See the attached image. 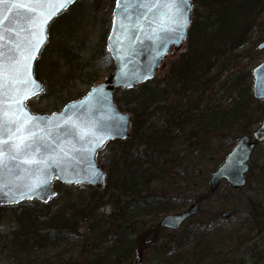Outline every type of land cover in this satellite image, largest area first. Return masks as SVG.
Segmentation results:
<instances>
[{
    "label": "rangeland",
    "instance_id": "1",
    "mask_svg": "<svg viewBox=\"0 0 264 264\" xmlns=\"http://www.w3.org/2000/svg\"><path fill=\"white\" fill-rule=\"evenodd\" d=\"M196 1L192 0V19H196L197 15H200V19H204L213 13L214 8L208 11L205 5L200 6ZM240 1H234L230 6H221L217 12L218 17L228 28H233L236 26L234 24L238 23L237 32L247 26V21L252 25H248L250 29L247 31L245 42L239 48L225 54L228 59L225 60L224 68L220 71H210L202 79L205 82L196 88L187 89L186 83L179 84L177 75L171 69H174L177 62L174 58L179 59L181 54L187 51L188 45L195 40L196 33L189 31L190 35L180 52L165 56L159 72L149 80L147 89H150L154 97L149 102L147 114L144 115L145 126L137 131L133 130L132 126L126 139L109 141L96 156L106 173H110L108 180L115 182L118 177L112 162L119 161L118 167L123 160L120 159V155L126 149H129L128 154L132 157L145 158L149 152L146 153L145 144L139 142L141 134L143 131L161 130L164 127L165 116L160 110L152 112L154 106L174 104L176 106L173 109L181 115L186 114L182 111L189 109L194 117L190 121H185L182 129L177 126L170 128L173 146L168 147L163 155L152 153L151 161L145 162L140 171H137V175L143 172L148 178L139 176L137 178L139 197L148 195L164 203L167 201L168 210L150 214H136V210L133 212L128 210L126 216L116 214L119 217L114 218L113 211L117 208L115 199L119 201V205H122L131 197L109 186L107 190H103L101 198L103 204L94 209V214L82 211L83 216L79 219L76 233L78 238L60 239V242L57 241L54 245L39 247L29 261L23 258L24 261L20 264H230V260L241 264L243 259L252 256L259 248L260 251L264 250V143L258 144L253 150L249 159V169L245 173L244 187L234 189L225 181H221L218 189L211 192L209 186L210 174L220 164L224 153L236 143L238 137L251 134L256 128L262 117L264 100L251 97L248 105L246 104L245 114L237 119L236 124H227L204 132L194 126L198 114L209 108L213 109L219 100L228 103L225 98L226 91L233 88L235 82L228 84L227 78L240 81L241 74L243 77L248 74L250 76L247 75L250 78L248 83L251 84V70L255 64L264 59V49H258L256 46L261 38H264V34L262 37L260 35L259 23L264 21V0L259 11L247 15H244L243 10L236 14L231 7ZM74 4L66 20H62L57 24L58 26L52 22L53 20L50 22L49 40L41 54L35 74L43 80L44 89L41 94L27 102V108L32 113L44 115L61 110L67 101L84 94L91 83L106 77L114 67L109 53L104 52L106 49L103 39L111 23L114 0H80ZM226 43L227 40L224 44ZM217 45L215 47H222L223 42H217ZM64 50L67 52L66 56L63 54ZM53 65H56L55 73L49 69ZM49 70L53 76L50 82L46 78ZM223 82L227 83V88H220ZM136 94H139L137 89L128 92L119 89L115 95V100L119 98L117 105L120 109L128 111L124 101H128L127 104L130 106L137 105L141 96L137 98ZM147 126L150 129H147ZM130 142L132 145L128 147ZM169 151L173 156H178L176 161L163 162L165 155L169 156ZM155 160L159 161L155 164ZM54 187L59 190L58 196H62L66 203H73L79 207L86 204L89 195L95 192L92 191L91 185L83 183L67 187L58 182ZM112 192H118V195L113 196L114 201ZM168 200L176 204L170 206ZM58 202L59 200H50L49 208L54 211L59 205ZM253 202H255L256 215L251 212ZM191 204L197 205V213L182 223L177 230L165 229L160 225L161 219L166 214L184 211ZM12 210L6 209L3 214L4 220L8 223L13 219ZM221 212H229V216L221 217ZM198 226L200 230L195 229ZM186 228L190 230L192 236L181 242L180 234ZM137 229H147L151 231L152 236L147 235L139 240L140 243L135 242L128 255L121 254L127 245L125 237L130 232L133 236L136 235ZM226 229H232L228 241L214 244V251L210 256L194 258L190 252L185 255L198 237L207 239L206 237L209 236L210 239L213 236L212 232H225L223 230ZM220 250L222 254L217 257L220 260L213 258ZM177 253L179 259L170 258ZM0 264L17 263L0 254ZM245 264L249 262L245 261Z\"/></svg>",
    "mask_w": 264,
    "mask_h": 264
},
{
    "label": "trees",
    "instance_id": "2",
    "mask_svg": "<svg viewBox=\"0 0 264 264\" xmlns=\"http://www.w3.org/2000/svg\"><path fill=\"white\" fill-rule=\"evenodd\" d=\"M196 0H193L195 2ZM237 0H197V4L200 6L205 5L208 11L212 10V16L204 17V19H200V15L196 19H192L190 24L189 31H194L195 40L188 45L187 51H184L180 58H174L177 60L175 63L174 69H171L177 75V81L179 84H184L185 88L192 89L202 85L205 81L202 80L210 71L216 70L220 71L225 66V60H227V55L229 51H233L235 48H239L247 38V31L250 29L251 23L249 21L246 22V25L243 30L237 32L239 27L238 23L233 28H228L224 25V21L220 19L217 15V12L221 6L228 5L234 3ZM245 1V2H244ZM241 0L237 5L231 6L234 12L240 13L242 10L247 13L257 12L260 7H262L263 0ZM75 4L71 5L69 9L62 12L58 17H56L52 22L61 23L62 20H66L68 16H70L73 7ZM76 8V7H75ZM213 17V18H212ZM215 21H214V20ZM261 26V37L264 34L263 31V21L259 22ZM58 26V25H57ZM55 26V27H57ZM252 26V25H251ZM190 33H188V36ZM187 36V37H188ZM104 42H105V38ZM227 40V43L225 41ZM217 42L222 43V47L218 46ZM44 48L41 50L40 57L37 59L35 64L34 72L37 73V64L40 62L41 54L44 52ZM105 46V43H104ZM108 53L107 51H104ZM65 50L63 51L64 56H66ZM54 64V63H53ZM52 73L56 71V65L50 67ZM44 75V74H43ZM243 77L241 74L240 81H233L234 79L230 77L228 79V84L235 82L233 88H229L226 91L225 98L228 100V103L225 104L224 100H219L218 104L212 109L204 110L202 113L198 114L195 118V127L200 128V130L210 131L215 130L218 127H224L225 125L236 124L237 119L245 114L246 104L248 105L250 98L252 97V92L250 88V76ZM47 81L50 82L53 79V76L50 74V70L46 74ZM236 78V77H235ZM92 84V83H91ZM149 81H145L139 84L137 87H133L131 89H123V91H134L138 90L139 94L137 98H139L138 104L135 106H130L128 101H124L128 106V112L131 111L133 115V130L137 131L140 127L145 126L146 120L144 115L147 114L146 111L149 109V102L153 99L154 95L151 94L150 89L148 90ZM227 83L223 82L220 88H227ZM148 94V95H147ZM214 95V94H213ZM212 95V96H213ZM211 98V97H210ZM122 99V98H120ZM119 98L115 100L116 104ZM196 102V99H194ZM176 106L174 104L169 105H158L154 106L152 112L155 110H160L163 112L165 116L164 127L159 129H151L149 132L143 131L142 136L139 138V142H143L146 146L145 152H149L145 155V158L140 159L138 157H132L128 154V150L126 149L120 155V165L117 167V163L119 161H113L112 167L116 170V178L115 182H110L108 177L110 173H106V182L102 189H96L92 187V191L94 193L90 194L87 198V203L82 204L81 207L78 205H74L73 203H66L62 196H58L59 190L57 191L58 195L50 200H59V205L57 208L52 211L49 208L48 203H41L38 200H26L21 203L16 204V206L10 205H0V254L4 255L6 259H10L11 261L15 260V263L20 264L24 261H29L31 257L35 254V251L39 249V247H46L50 245L56 244L55 242L60 239H76L78 238L77 230L79 227V219L81 218L82 211H87L90 213H95L94 209L99 207L100 204H103L101 198L104 193L103 190H107L109 186H113L119 190V192L127 193L131 198L128 201H124L122 205H119V201L117 199H113L114 195H118V192H112V199L114 203H116V210H114L112 217L117 218L119 216H126L130 210H136V214H150L160 211L168 210L166 203L161 201L158 198H153L148 195H143L139 197L140 189H138L139 182L137 181L138 176L140 178L148 179L147 174L143 173L137 175V171H140L142 165L145 162L151 161L152 153H157L159 155H163L165 151L168 150V147L172 145V135L170 134V128L172 126H177L179 128H183L185 121H190L194 114L186 111H182L184 113L177 112L173 107ZM175 108V107H174ZM210 113V114H209ZM264 114V110L262 111V115ZM210 122V124L208 123ZM210 125V126H208ZM150 129V127H146ZM121 141V140H120ZM132 142L128 144V147H131ZM167 149V150H166ZM227 152V151H226ZM226 152L223 155H226ZM169 156L164 157L163 162H167L168 160L176 161V155H172L169 151ZM147 157V158H146ZM150 158V159H149ZM222 158V159H223ZM159 160H155V164ZM179 161V160H178ZM67 186V185H65ZM75 185H68L67 187H73ZM49 200V201H50ZM48 201V202H49ZM169 205L176 204L175 202L168 200ZM251 212L253 215H256L255 202L251 204ZM6 209H13L12 216L13 219L8 223L7 220H4V211ZM118 214V215H116ZM111 217V218H112ZM4 222V223H3ZM199 224V223H198ZM195 229L200 230V226ZM197 230V232H198ZM225 232H212L213 236H207L205 238H197L194 243L189 247L188 252L185 255H188L189 252L197 258L199 256L208 257L213 253V245L220 244L228 241V237L232 231V229L223 230ZM136 235L133 236L132 232L129 233L125 237L127 245L122 250L124 255H128L131 247L135 244V242H139L143 237L147 235L152 236L151 231L145 230H136ZM202 233V232H201ZM126 234V232H124ZM203 234V233H202ZM192 234L189 229H184V231L180 234L179 241H186ZM120 237V236H119ZM213 238L214 240H212ZM203 239V240H202ZM152 240V239H147ZM235 240V239H234ZM60 242V241H59ZM58 242V243H59ZM213 242V244H211ZM140 243V242H139ZM219 246V245H217ZM178 248V246L176 245ZM216 247V246H214ZM217 248V247H216ZM218 249V248H217ZM222 254L221 250L215 253V257H220ZM179 253L173 255L170 258L179 259ZM213 256V255H211ZM236 257V256H235ZM169 258V261H170ZM220 260L219 258H217ZM246 259V260H245ZM242 260L241 264H245V261H248L249 264H264V250L260 251V248L253 253V255L248 258ZM230 264H236L235 260H230ZM172 262V261H170ZM222 263V262H221Z\"/></svg>",
    "mask_w": 264,
    "mask_h": 264
},
{
    "label": "water",
    "instance_id": "3",
    "mask_svg": "<svg viewBox=\"0 0 264 264\" xmlns=\"http://www.w3.org/2000/svg\"><path fill=\"white\" fill-rule=\"evenodd\" d=\"M77 0H73L72 3ZM141 3H151L153 0H139ZM71 3V4H72ZM71 4L65 5L64 10ZM58 6V5H57ZM192 0H188L185 7L189 23L180 32H163L165 25L157 22L163 14V8L155 13H146V18L139 21H126L121 19L122 9L117 8V0L114 2L111 12V24L106 36V50L110 53L114 68L103 79L94 83L81 97L65 103L59 111L51 114L32 113L27 108V102L43 91V80L35 77L34 64L41 49L48 40V26L50 22L61 14L54 15L47 25V40L42 45L36 59L32 62V78L39 84V89L24 101V108L31 116L38 118L36 123L41 128L48 126L53 137H58L65 149V154L58 155V164L48 161L47 167L41 165L43 171L37 170L35 165L23 164L20 160L8 161L5 159V167L0 169V205H16L26 200H39L47 203L57 195L53 186L54 182L68 184L85 183L95 188H100L105 183V170L98 163L96 156L109 140L126 138L132 127V115L130 112L120 110L115 104V92L117 89H128L145 82L156 75L162 58L169 53L176 54L186 41V36L191 22ZM145 11L136 8L135 12ZM0 13L4 12L0 6ZM24 26L23 21H20ZM121 24L124 27H121ZM7 26V25H6ZM15 26V25H13ZM259 49L264 48V40L257 44ZM252 94L254 98L264 99V60L255 65L252 71ZM71 120L79 123L81 128L85 125L94 133V137H103V143L96 146L93 136L79 139V129L73 135H65V131H58L55 125L65 127V122ZM251 134L237 138L236 143L227 152V155L219 166L210 174V191L218 189V185L225 180L234 189L244 187L246 172L249 169L248 160L252 150L258 142H264V116ZM71 131V128H67ZM7 139L5 135L3 137ZM49 152H45L46 159ZM39 187L32 190L29 185L39 182ZM198 211L196 204H191L186 210L176 213H168L162 218L161 225L171 229H177L187 217L195 215ZM221 216L228 217L229 212H222Z\"/></svg>",
    "mask_w": 264,
    "mask_h": 264
},
{
    "label": "snow or ice",
    "instance_id": "4",
    "mask_svg": "<svg viewBox=\"0 0 264 264\" xmlns=\"http://www.w3.org/2000/svg\"><path fill=\"white\" fill-rule=\"evenodd\" d=\"M73 0H0L6 14L0 13V169L8 161L20 160L26 165H35L43 171L41 165L47 167L50 160L58 164V155L65 154L58 137L48 126L41 128L36 123L38 118L31 116L24 108V101L34 95L39 84L32 78V62L36 59L40 48L47 40V25L54 15L64 10L65 5ZM58 5V6H57ZM185 7L188 0H153L141 3L139 0H117V8L122 9L121 19L139 21L146 18V13H155L163 8V14L157 22L165 25L163 32H180L189 23ZM136 8L143 9L139 13ZM23 21L24 26H21ZM7 25V26H6ZM15 25V26H13ZM123 28L124 25L121 24ZM71 131H67V128ZM65 135H73L79 129V139L93 136L90 128L71 120L65 127L55 125ZM7 139H4V136ZM95 138V137H94ZM96 146L103 143L104 138L98 137ZM49 152L46 159L43 157ZM43 181L29 185L32 190Z\"/></svg>",
    "mask_w": 264,
    "mask_h": 264
},
{
    "label": "flooded vegetation",
    "instance_id": "5",
    "mask_svg": "<svg viewBox=\"0 0 264 264\" xmlns=\"http://www.w3.org/2000/svg\"><path fill=\"white\" fill-rule=\"evenodd\" d=\"M264 24V23H263ZM264 29V28H263ZM261 40H264V38H261ZM264 60V59H263ZM262 61V60H261ZM252 76V74H251ZM257 99H260V100H264V99H261V98H257Z\"/></svg>",
    "mask_w": 264,
    "mask_h": 264
}]
</instances>
